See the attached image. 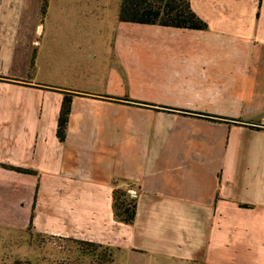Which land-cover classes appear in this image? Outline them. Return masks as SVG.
I'll use <instances>...</instances> for the list:
<instances>
[{
    "label": "crops",
    "instance_id": "crops-1",
    "mask_svg": "<svg viewBox=\"0 0 264 264\" xmlns=\"http://www.w3.org/2000/svg\"><path fill=\"white\" fill-rule=\"evenodd\" d=\"M42 2L0 0V222L112 264H264V130L102 98L264 124V0H190L204 31L121 22L122 0ZM48 87L81 94L63 142ZM115 189L136 192L133 224Z\"/></svg>",
    "mask_w": 264,
    "mask_h": 264
},
{
    "label": "trees",
    "instance_id": "trees-1",
    "mask_svg": "<svg viewBox=\"0 0 264 264\" xmlns=\"http://www.w3.org/2000/svg\"><path fill=\"white\" fill-rule=\"evenodd\" d=\"M49 0H43L41 7V15L44 18L47 12ZM119 20L125 23H134L140 25H159L163 27H170L175 29H188L196 31L207 30L208 25L204 22L192 9L190 0H122L119 11ZM36 66V51L33 52L30 69L29 79L32 78ZM11 83H17L15 80L2 79ZM52 91H58L64 94L60 116L58 120L57 137L61 142L65 141L69 116L71 113V105L74 96L81 95L80 93L56 88L48 87ZM109 101L122 102L126 104L140 105L144 107L153 108L159 111L166 112H179L183 115L198 117L215 122H225L229 124L243 125L253 130H264V124L252 123L247 124L240 120L229 119L224 117L213 116L204 113L192 112L187 110H178L175 108L157 106L154 104L137 102L128 98H117L111 96L102 97ZM1 165V164H0ZM7 169L16 171L18 173L36 175L37 173L32 170L16 168L11 166L2 165ZM113 207L115 216L125 224H133L137 215V202L136 198H132L128 190L115 189L113 191ZM243 208H249L248 205H243ZM28 232L33 231V221L31 220L28 226ZM79 245L81 248L91 247L96 251L101 250L98 257L103 264H112L114 261L113 251L110 247L104 246L99 243L90 241L64 238ZM16 264H20L17 262ZM26 264H29L26 262Z\"/></svg>",
    "mask_w": 264,
    "mask_h": 264
},
{
    "label": "rangeland",
    "instance_id": "rangeland-1",
    "mask_svg": "<svg viewBox=\"0 0 264 264\" xmlns=\"http://www.w3.org/2000/svg\"><path fill=\"white\" fill-rule=\"evenodd\" d=\"M19 226L0 222V264H103L98 257L101 250L81 248L62 237L34 230L31 233L27 229L19 230Z\"/></svg>",
    "mask_w": 264,
    "mask_h": 264
},
{
    "label": "built area",
    "instance_id": "built-area-1",
    "mask_svg": "<svg viewBox=\"0 0 264 264\" xmlns=\"http://www.w3.org/2000/svg\"><path fill=\"white\" fill-rule=\"evenodd\" d=\"M129 193H130V196H131L132 198H136V197H137L136 192H134V191H129Z\"/></svg>",
    "mask_w": 264,
    "mask_h": 264
}]
</instances>
